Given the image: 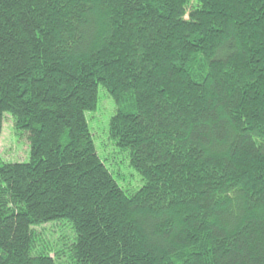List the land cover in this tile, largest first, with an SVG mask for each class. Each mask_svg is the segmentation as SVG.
Segmentation results:
<instances>
[{
    "label": "trees",
    "instance_id": "obj_1",
    "mask_svg": "<svg viewBox=\"0 0 264 264\" xmlns=\"http://www.w3.org/2000/svg\"><path fill=\"white\" fill-rule=\"evenodd\" d=\"M6 113L29 160L0 158V264H264V0H0Z\"/></svg>",
    "mask_w": 264,
    "mask_h": 264
},
{
    "label": "rangeland",
    "instance_id": "obj_2",
    "mask_svg": "<svg viewBox=\"0 0 264 264\" xmlns=\"http://www.w3.org/2000/svg\"><path fill=\"white\" fill-rule=\"evenodd\" d=\"M114 113V103L106 90L98 87V98L96 108L93 112H87L89 126L94 136L96 151L107 165L123 189L126 191H135L141 185L142 181L138 172L129 165L127 154L119 150L107 138L108 120ZM2 132L0 136V158L5 162H27L29 160L28 142L22 133L16 131L13 127V121L10 114L3 116ZM68 227V225H66ZM47 229L52 230L51 225ZM60 229V233H64Z\"/></svg>",
    "mask_w": 264,
    "mask_h": 264
}]
</instances>
